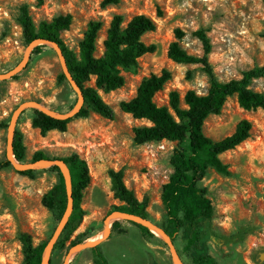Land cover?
Instances as JSON below:
<instances>
[{"label":"rangeland","instance_id":"1","mask_svg":"<svg viewBox=\"0 0 264 264\" xmlns=\"http://www.w3.org/2000/svg\"><path fill=\"white\" fill-rule=\"evenodd\" d=\"M102 1L0 0V163L14 158L10 146L14 123L19 117L29 163L25 166H31L37 151L52 158L77 152L87 161L91 183L82 205L87 215L78 232L88 230L90 239L98 237L99 240L88 243V239L86 247L72 251L69 258L56 255L53 264H93L89 248L100 243L110 264L154 261L177 264L168 241L156 234L155 240L146 241L136 226L126 223L125 216L116 220L122 221L125 231L111 236L115 222L112 220L120 215L108 216L120 202L114 198L109 171L122 170L127 187L140 201L148 200L150 220L146 222L150 226H165L162 191L173 172L170 156L176 145L164 141L135 146L133 129L149 123L124 113L120 104L135 97L143 78L159 75L164 69L171 72L172 79L154 99L159 106L168 105L169 93L173 90L179 91L182 98L189 90L200 95L207 93L208 79L199 65L178 64L168 57L178 28L185 33L181 44L196 56L203 55V48L195 33L202 28L208 31L214 46L210 61L222 81L241 78L243 72L264 65V0H124L108 8L101 6ZM23 6H28L37 25L71 14L73 24L63 39L76 52L88 24L93 20L102 21L98 55L103 52L106 30L115 14L124 15V25L141 14L156 21L157 30L144 36L143 41L156 44L157 51L143 56L136 72L125 74L126 83L122 88L109 94L100 92L114 110V120L92 114L86 119H74L66 132L52 131L46 135L32 127L31 109L69 117L82 102L71 84L58 82L65 66L55 47L43 43L26 45L18 23ZM158 9L162 17L158 16ZM40 45L41 50L36 52ZM188 72H192L191 78ZM90 85H95V78ZM252 89L264 93V78L254 81ZM72 107L70 113L62 115ZM24 111L27 113L23 114ZM242 120L252 123L251 138L221 156L232 176L226 177L211 169L201 182L209 190L216 218L200 224L206 237L193 255L210 254L220 264H257L261 260L264 264V109L245 110L236 98H231L221 115L206 121L204 133L216 141L222 140L232 135ZM40 164L43 167L37 169L49 167L47 162ZM24 168L15 163L12 168L0 171V264L22 263L20 231L30 233L35 244L52 242L57 236L58 227L42 204L43 196L54 186L56 178L43 173L32 180L17 172ZM174 237L172 244L179 263L190 264L183 255L185 234L176 233Z\"/></svg>","mask_w":264,"mask_h":264},{"label":"trees","instance_id":"2","mask_svg":"<svg viewBox=\"0 0 264 264\" xmlns=\"http://www.w3.org/2000/svg\"><path fill=\"white\" fill-rule=\"evenodd\" d=\"M123 1L103 0L101 6L103 8L118 6ZM158 16H163L161 9H158ZM18 23L27 46L34 45L38 41L50 42L58 46L68 73L79 88L83 99L82 107L71 117L58 118L44 111L31 109V125L43 135L52 131L66 132L74 119H86L92 114L114 120L115 112L104 101L100 92L109 94L122 88L126 83L125 74L136 72L139 69V60L157 51L156 44L148 45L143 41L144 36L157 30V23L153 18L143 14L132 17L126 25H124V15L115 14L106 30L101 55H98V39L104 23L100 20H93L88 24L78 52L72 50L63 39V34L70 30L73 24L71 14L59 16L52 22L43 21L37 25L28 6H23L20 9ZM184 36L183 30L179 28L175 30L176 40L169 46L168 57L178 64L199 65L208 79L207 93L200 95L194 90H189L182 98L179 91L173 90L169 93L168 105L159 106L154 99L172 79L171 72L164 69L159 75L151 74L143 78L135 97L123 101L120 108L135 120H145L149 123L133 129L135 146L164 141L176 144L170 156L173 172L162 191L166 225L157 227L173 242L176 233L185 234L183 255L190 260V264H220L210 254L193 255L206 237V232L200 229V224L216 218V208L209 197V190L203 187L201 182L211 169L220 175L232 176L221 156L235 150L251 138L252 123L242 120L232 135L218 141L205 135L204 125L211 116L221 115L225 104L231 98H236L240 107L245 110L264 109V93L252 89L254 81L264 78V65H256L243 72L241 78L222 81L210 61L214 46L208 31L202 28L195 33L202 44V56L188 53L181 44ZM41 48L42 45L37 46L35 51ZM191 76L192 72H188V78ZM93 78H95L94 86L90 85ZM58 82L71 84L65 74L58 77ZM73 109L74 107L62 115L70 113ZM25 113L27 111L23 112ZM20 120L21 117L18 118L15 126L12 151L18 163L25 166L29 163L24 134L19 127ZM4 127L8 125L5 124ZM43 161L65 164L70 175V191L67 178L59 165L46 169L28 168L17 172L32 180L43 173L56 178L54 186L43 196L42 204L51 214L57 227L64 221L71 201V213L50 253L49 264H53L56 255L68 257L73 250L85 244L92 236L88 230L78 232L87 215L82 205L86 190L91 183V175L87 161L77 152L52 158L43 151H37L30 164ZM13 166V161L7 160L0 163V171ZM109 177L114 198L120 202V205L115 207L108 217L120 213L149 221L148 200L140 201L135 192L127 187L124 172L111 169ZM126 223L136 226L148 242L157 238L149 227L141 223L133 220H126ZM124 231L122 221H115L111 228V236ZM18 240L23 255L21 264H43L44 253L51 241L35 244L33 236L24 231L19 232ZM89 251L93 264H110L102 243L90 247ZM151 264L160 263L154 261Z\"/></svg>","mask_w":264,"mask_h":264},{"label":"water","instance_id":"3","mask_svg":"<svg viewBox=\"0 0 264 264\" xmlns=\"http://www.w3.org/2000/svg\"><path fill=\"white\" fill-rule=\"evenodd\" d=\"M38 43H43V44H48V45L50 44V42H43V41H38ZM53 44H54V43H53ZM32 45H33V44H32ZM54 45L57 47L56 50L60 53L61 58H62V60H63L64 66H65L64 74L67 76L68 81L71 83V85H72V86L75 88V90L79 93L80 98H81V102H82V105H83V99H82L81 92H80L79 88L76 86V84L74 83V81L72 80L70 74L68 73V70H67V67H66V64H65V60H64V58H63V56H62V54H61V51L59 50V48H58V46H57L56 44H54ZM82 105H80L79 108L76 109V110L74 111L73 116H74V115L80 110V108L82 107ZM41 111H44V112H46V113H48V114H50V115H52V116H55V115H53V114L47 112L46 110L41 109ZM55 117H58V116H55ZM69 117H71V116H69ZM58 118H65V117H58ZM17 120H18V119H17ZM16 123H17V122L14 123L15 126H16ZM14 130H15V127H14ZM14 130H13V135H14ZM12 142H13V140H12ZM10 152H11V154H13V151H12V143H11V146H10ZM13 157H14V155H13ZM9 160H12V161H13V165H15V163H18V161H17L15 158H13V159H9ZM43 162H47V161H43ZM40 163H41V162H40ZM40 163L33 164V165H31V166H24V167H25L24 169H28V168L37 169L36 166H38ZM47 163L49 164V167H50V166H53V165H59V166L62 168V171H63L65 177L67 178V182H68V186H69V191H70V186H71V183H70V175H69V171H68L67 167L65 166V164L62 163V162H47ZM71 210H72V205H71V201H70V206H69V210H68V212H67V215H66L64 221L62 222V224L58 227V230H57L58 232H57L56 239H54L52 242H50L49 246H48L47 249H46V251L49 249V250H48V260H46L47 257H45V254H44L43 264H49V258H50V253H51L52 247H53L54 243L56 242V240L58 239V237L60 236L61 231H62V229H63V227H64V225H65V223H66V221H67V219H68V217H69V215H70V213H71ZM115 214H120V213H115ZM122 216H125V217L127 218V220H133V221H135V222L141 223V224H143V225L149 227V228L151 229V231H152V229H154V230H158V231H161V232L167 237V241L170 243V246H171V250H172L173 257L177 260V264L179 263V258H178V255H177V253H176L174 247H173L172 240H171V239H170V238H169V237H168V236H167V235H166V234H165V233H164L159 227H157V226H150V225L146 222V220H142V219H140V218H138V217L129 216V215H126V214H122ZM111 227H112V226H111ZM107 228L110 229V226H109L108 224H107ZM95 245H97V244H95ZM92 246H94V245H92ZM92 246H90V247H92ZM83 247H86V246L83 244V245L79 246L78 248H83ZM76 249H77V248H76ZM76 249H75V250H76ZM73 251H74V250H73ZM45 253H46V252H45ZM69 256H70V255H69ZM68 258H69V257H68ZM179 264H180V263H179Z\"/></svg>","mask_w":264,"mask_h":264},{"label":"bare ground","instance_id":"4","mask_svg":"<svg viewBox=\"0 0 264 264\" xmlns=\"http://www.w3.org/2000/svg\"><path fill=\"white\" fill-rule=\"evenodd\" d=\"M35 44H38V42H36ZM49 45H51V47L52 48H54L55 47V49H57V47L53 44V43H50ZM34 46H36V45H34ZM39 167H43L41 164L40 165H38V166H36V168H39ZM118 215H120V216H116L117 218H114L113 220H112V222H114V220L116 221L117 219H119L120 217H122L121 215L122 214H118ZM119 217V218H118ZM111 222V223H112ZM109 226H110V224H109ZM153 233L154 234H156L159 238H161V239H163V240H165V241H167V237L161 232V231H158V230H154L153 229ZM100 237V236H99ZM101 239V238H100ZM97 240H99L98 239V237H95V238H93V239H90L89 240V242L88 243H94V242H96ZM74 255V254H73ZM45 257H46V253H45ZM73 257V256H72ZM72 259V258H71ZM176 260V259H175ZM177 261V260H176Z\"/></svg>","mask_w":264,"mask_h":264},{"label":"flooded vegetation","instance_id":"5","mask_svg":"<svg viewBox=\"0 0 264 264\" xmlns=\"http://www.w3.org/2000/svg\"><path fill=\"white\" fill-rule=\"evenodd\" d=\"M256 263H257V264H263V263H262V260H261V261H257Z\"/></svg>","mask_w":264,"mask_h":264},{"label":"built area","instance_id":"6","mask_svg":"<svg viewBox=\"0 0 264 264\" xmlns=\"http://www.w3.org/2000/svg\"><path fill=\"white\" fill-rule=\"evenodd\" d=\"M170 143H172V142H170Z\"/></svg>","mask_w":264,"mask_h":264}]
</instances>
